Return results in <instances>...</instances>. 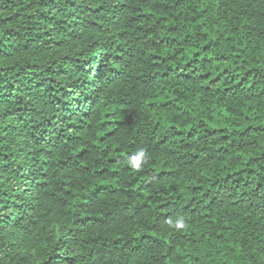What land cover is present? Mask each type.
I'll use <instances>...</instances> for the list:
<instances>
[{
  "label": "trees",
  "instance_id": "1",
  "mask_svg": "<svg viewBox=\"0 0 264 264\" xmlns=\"http://www.w3.org/2000/svg\"><path fill=\"white\" fill-rule=\"evenodd\" d=\"M0 264H264V0H0Z\"/></svg>",
  "mask_w": 264,
  "mask_h": 264
}]
</instances>
